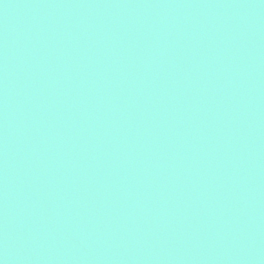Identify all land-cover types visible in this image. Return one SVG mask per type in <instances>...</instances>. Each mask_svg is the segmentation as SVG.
Masks as SVG:
<instances>
[{"label": "water", "instance_id": "1", "mask_svg": "<svg viewBox=\"0 0 264 264\" xmlns=\"http://www.w3.org/2000/svg\"><path fill=\"white\" fill-rule=\"evenodd\" d=\"M3 264H264V0H0Z\"/></svg>", "mask_w": 264, "mask_h": 264}, {"label": "clouds", "instance_id": "2", "mask_svg": "<svg viewBox=\"0 0 264 264\" xmlns=\"http://www.w3.org/2000/svg\"><path fill=\"white\" fill-rule=\"evenodd\" d=\"M0 264H3V262H2V261H0Z\"/></svg>", "mask_w": 264, "mask_h": 264}]
</instances>
